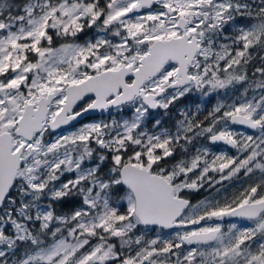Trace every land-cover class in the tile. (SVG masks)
Listing matches in <instances>:
<instances>
[{
  "label": "snow or ice",
  "instance_id": "6c2138e0",
  "mask_svg": "<svg viewBox=\"0 0 264 264\" xmlns=\"http://www.w3.org/2000/svg\"><path fill=\"white\" fill-rule=\"evenodd\" d=\"M0 264H264V0H0Z\"/></svg>",
  "mask_w": 264,
  "mask_h": 264
}]
</instances>
